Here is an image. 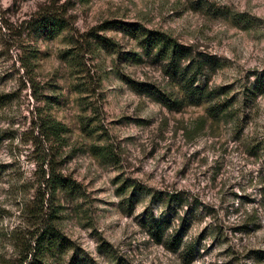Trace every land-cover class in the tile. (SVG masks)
I'll use <instances>...</instances> for the list:
<instances>
[{"label":"rangeland","instance_id":"374dc122","mask_svg":"<svg viewBox=\"0 0 264 264\" xmlns=\"http://www.w3.org/2000/svg\"><path fill=\"white\" fill-rule=\"evenodd\" d=\"M49 1L0 0V258L16 256L6 234L20 221L17 187L41 159L39 107L68 128L46 153L61 154L80 191L62 195L58 226L96 264H111L106 245L125 264H264V0H54L66 29L23 30ZM136 27L216 62L208 83L242 101L236 118H206L205 104L169 110L136 91L133 82L170 88ZM201 117L204 128L187 130ZM150 215L166 220L162 235Z\"/></svg>","mask_w":264,"mask_h":264},{"label":"trees","instance_id":"16d2710c","mask_svg":"<svg viewBox=\"0 0 264 264\" xmlns=\"http://www.w3.org/2000/svg\"><path fill=\"white\" fill-rule=\"evenodd\" d=\"M66 10L59 5L55 6L54 0H51L48 4L44 3L43 7L41 6L31 14L29 19L21 21L19 25L23 26V30L33 32L60 31L66 29L69 24ZM233 18L241 20L243 15L237 14ZM128 31L139 41L143 51L160 61L163 74L168 78L167 85L170 87L161 89L146 82H133L132 87L136 91L145 93L169 110L179 111L190 105L205 104L206 118L218 121L223 118L231 119L232 112L241 107L242 101L235 103V98L228 97L223 87L209 85V76L218 66L216 62L208 61L204 59V56L202 58L194 56L189 46L180 43L163 31L144 27L130 28ZM95 37L98 44H111L108 39ZM31 52L33 51H28L25 54L26 57L22 59V67L25 68L26 75L33 71L35 53ZM129 55L133 60L135 54ZM199 78H203V82L199 83ZM26 83L29 88L33 87V76L28 74ZM261 86L260 83H255L248 88L251 94L256 95L261 91ZM247 99L244 98L245 101ZM235 104H237L236 108H234ZM35 111L33 125L36 126L38 137L44 143H42L43 151L34 179L21 182L15 193L20 221L6 235L11 241L16 256L9 260L1 257L0 263L96 264L84 250L66 237L58 226L60 211L63 208L60 203L62 195L75 200L80 191L75 182L64 175L58 167L61 154L59 155L58 151L56 155L46 153L49 147L45 146V142L55 144L56 149H61L65 145V134L68 128L41 108L36 107ZM206 118H197L187 130L193 132L204 128ZM100 155L109 157L111 152L104 149ZM31 185L35 186L33 194L28 193ZM166 224L164 218H154L153 215L147 218L148 228L159 236L162 235ZM111 248L108 245L104 248L106 253L111 255V264H125Z\"/></svg>","mask_w":264,"mask_h":264}]
</instances>
